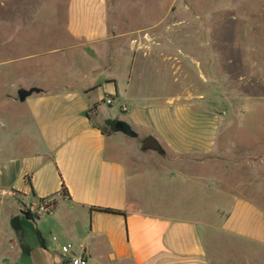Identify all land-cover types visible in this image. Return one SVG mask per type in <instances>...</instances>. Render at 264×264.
<instances>
[{"label":"crops","instance_id":"0c3cea01","mask_svg":"<svg viewBox=\"0 0 264 264\" xmlns=\"http://www.w3.org/2000/svg\"><path fill=\"white\" fill-rule=\"evenodd\" d=\"M105 5L106 0H69L54 47L14 59L0 56V264H66L73 256L85 257L88 264H208L199 223L178 213L198 208L200 192H212L206 178L217 160L220 113L208 92L213 96L215 78L204 79V60L152 57L149 42L139 40L145 30L119 33L109 25ZM14 12L21 18L14 27L0 20V31L7 32L0 34V54L16 50L40 15L37 10ZM68 50L79 53L71 60ZM120 52L130 58L121 94L111 74H104ZM52 55L66 69L79 68L48 74L41 62ZM36 59V73L17 72V66ZM149 72L165 75L163 96L146 85ZM199 83L207 96L199 94ZM32 89L23 101L18 99L21 91ZM119 95L129 97L119 110L131 137L140 135L143 143L152 137L160 148L140 167L119 143H109V136L120 132L102 129L105 121L118 118L101 111L98 103L107 96L118 102ZM154 158L158 168L150 169L148 159ZM128 164L134 170L133 186ZM152 184H159V191L153 201L144 200L142 193ZM48 198L55 201L49 215L29 210ZM104 209L123 215L99 211ZM13 218L21 226L19 238L10 226ZM221 230L264 247V209L252 197L235 196ZM67 244L72 250L63 257L60 248Z\"/></svg>","mask_w":264,"mask_h":264},{"label":"rangeland","instance_id":"374dc122","mask_svg":"<svg viewBox=\"0 0 264 264\" xmlns=\"http://www.w3.org/2000/svg\"><path fill=\"white\" fill-rule=\"evenodd\" d=\"M68 3L69 0H0V20H6L7 26L14 27L17 21L21 22L20 17L14 16V10H37L40 15L44 11L52 12L49 17L38 15L37 25L23 32V41H17L16 50H3L0 56L14 59L57 43V27L64 24L61 15ZM105 8L109 25L119 33L136 35L145 30L139 40L149 42L152 57L204 60L201 66L204 79L213 76L216 81L213 96L211 91L208 95L220 113L216 128L217 160L209 166L210 175L206 178L212 192H200L199 207L187 208L178 214L199 223L208 264H264V247L236 239L221 230L228 204L235 196L252 197L264 209V0H106ZM32 18L37 20L35 16ZM0 34L7 32L1 30ZM78 53V50H68L65 55L73 60ZM57 56H49L50 59L41 62L48 74L73 73L79 68L67 66L66 69ZM113 57H117V61L114 60L109 72L107 68L104 74H111L121 94L127 83L130 58L121 52ZM37 64H40L37 59L31 60L17 66L16 70L22 75L34 74ZM87 64L91 67L90 61ZM164 77L149 72L145 83L150 85V90L158 91V96H163ZM209 85L212 87L211 83ZM196 88L200 95L207 96L200 83ZM128 103L129 97L119 95L118 102L110 106L99 102L98 106L105 113H114L120 121L126 116L120 112L119 105ZM110 130L109 127L104 129L107 133H111ZM140 137L115 133L108 140L119 143L126 156L140 167L144 159L160 152V148L144 150ZM147 166L158 168L157 159H148ZM132 167V164L127 165L133 186ZM196 171L205 172L204 169ZM158 185L146 188L141 197L153 201L151 197L159 191ZM152 211L163 213L158 209Z\"/></svg>","mask_w":264,"mask_h":264},{"label":"built area","instance_id":"2783aa9c","mask_svg":"<svg viewBox=\"0 0 264 264\" xmlns=\"http://www.w3.org/2000/svg\"><path fill=\"white\" fill-rule=\"evenodd\" d=\"M104 102L106 105H111L113 100L111 97L107 96L104 99ZM122 111H125V107L121 108ZM55 207V201L52 199H44L41 200L39 203H37L35 206H29V210L37 215V216H46L49 215ZM53 241H56V238H52ZM72 250V246L67 244V245H63L60 248V254L65 257L67 255H69L70 251ZM66 264H88L87 260L85 257L82 256H73L71 258H69L68 263Z\"/></svg>","mask_w":264,"mask_h":264},{"label":"water","instance_id":"95a60500","mask_svg":"<svg viewBox=\"0 0 264 264\" xmlns=\"http://www.w3.org/2000/svg\"><path fill=\"white\" fill-rule=\"evenodd\" d=\"M35 91L36 90H34V89L29 90V91H21L18 94V99L20 101H23L27 96L31 95ZM114 131L120 132V133H122L124 135H127V136H133V133L129 129V127L125 123H123L121 121H116V123L114 125ZM142 148L144 150H158L159 149V145H158V143L156 142V140L154 138L148 137V138L145 139Z\"/></svg>","mask_w":264,"mask_h":264},{"label":"trees","instance_id":"16d2710c","mask_svg":"<svg viewBox=\"0 0 264 264\" xmlns=\"http://www.w3.org/2000/svg\"><path fill=\"white\" fill-rule=\"evenodd\" d=\"M115 123H116V121H112V120L105 121V124H104L102 129H105V127H109L111 129L110 131L113 132ZM99 211H102V212H105V213H109V214L123 215L122 212L115 211V210L104 209V210H99ZM10 226H11V229L13 230V232L19 238L20 235H21V226H20V223H19L18 219L17 218L11 219L10 220ZM23 251L27 252V249L23 248Z\"/></svg>","mask_w":264,"mask_h":264}]
</instances>
